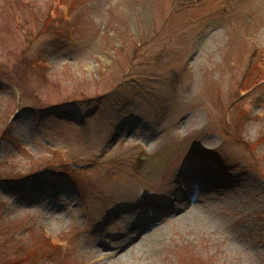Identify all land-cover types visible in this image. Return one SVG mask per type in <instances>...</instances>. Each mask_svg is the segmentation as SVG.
Segmentation results:
<instances>
[{
  "label": "rangeland",
  "instance_id": "1",
  "mask_svg": "<svg viewBox=\"0 0 264 264\" xmlns=\"http://www.w3.org/2000/svg\"><path fill=\"white\" fill-rule=\"evenodd\" d=\"M0 264H264V0H0Z\"/></svg>",
  "mask_w": 264,
  "mask_h": 264
},
{
  "label": "trees",
  "instance_id": "2",
  "mask_svg": "<svg viewBox=\"0 0 264 264\" xmlns=\"http://www.w3.org/2000/svg\"><path fill=\"white\" fill-rule=\"evenodd\" d=\"M2 132H3V131H2ZM2 179H7V178L3 177Z\"/></svg>",
  "mask_w": 264,
  "mask_h": 264
}]
</instances>
